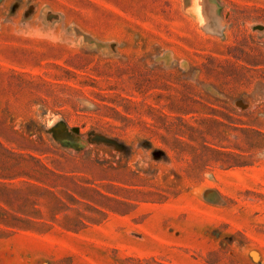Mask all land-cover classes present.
<instances>
[{
  "label": "rangeland",
  "instance_id": "obj_1",
  "mask_svg": "<svg viewBox=\"0 0 264 264\" xmlns=\"http://www.w3.org/2000/svg\"><path fill=\"white\" fill-rule=\"evenodd\" d=\"M0 264H264V0H0Z\"/></svg>",
  "mask_w": 264,
  "mask_h": 264
},
{
  "label": "trees",
  "instance_id": "obj_2",
  "mask_svg": "<svg viewBox=\"0 0 264 264\" xmlns=\"http://www.w3.org/2000/svg\"><path fill=\"white\" fill-rule=\"evenodd\" d=\"M222 163H223V162H222ZM223 164H224L225 166H226V165H229V164H226V162H224ZM228 167H233V166H231V164H230V166H228Z\"/></svg>",
  "mask_w": 264,
  "mask_h": 264
}]
</instances>
